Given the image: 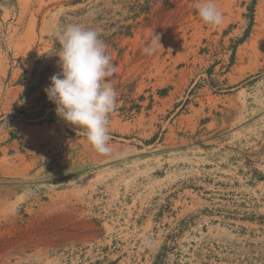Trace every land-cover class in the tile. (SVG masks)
Listing matches in <instances>:
<instances>
[{
  "label": "rangeland",
  "instance_id": "1",
  "mask_svg": "<svg viewBox=\"0 0 264 264\" xmlns=\"http://www.w3.org/2000/svg\"><path fill=\"white\" fill-rule=\"evenodd\" d=\"M196 2L0 0V264H264V0ZM69 24L117 66L107 155L44 91Z\"/></svg>",
  "mask_w": 264,
  "mask_h": 264
},
{
  "label": "clouds",
  "instance_id": "2",
  "mask_svg": "<svg viewBox=\"0 0 264 264\" xmlns=\"http://www.w3.org/2000/svg\"><path fill=\"white\" fill-rule=\"evenodd\" d=\"M194 6L205 24L218 27L223 23L215 0H197ZM53 37L60 44L55 54L61 71L50 77L51 83L44 89L47 98L55 104L58 117L86 130L87 140L98 154H110L109 114L117 103L110 79L117 66L107 53V45L97 30L79 24H69ZM158 45L162 46L159 36L144 52L150 55Z\"/></svg>",
  "mask_w": 264,
  "mask_h": 264
}]
</instances>
